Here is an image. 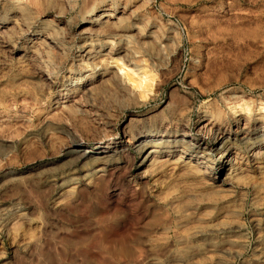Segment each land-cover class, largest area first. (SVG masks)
Returning <instances> with one entry per match:
<instances>
[{"label":"rangeland","instance_id":"1","mask_svg":"<svg viewBox=\"0 0 264 264\" xmlns=\"http://www.w3.org/2000/svg\"><path fill=\"white\" fill-rule=\"evenodd\" d=\"M260 94L264 0H0V264H264V175L143 164L212 104L262 128Z\"/></svg>","mask_w":264,"mask_h":264},{"label":"bare ground","instance_id":"2","mask_svg":"<svg viewBox=\"0 0 264 264\" xmlns=\"http://www.w3.org/2000/svg\"><path fill=\"white\" fill-rule=\"evenodd\" d=\"M251 88L253 89V87ZM245 96L246 94L242 93L238 98ZM237 102H240L245 110L255 111L259 105L264 108V95L253 96L249 101L232 100V103ZM212 106L211 111L198 116L194 130L191 129L190 132H184L183 136L188 137L187 139H178L179 130L176 129L174 131L172 126H168L163 133L166 138L150 150L144 158L143 164L152 165L157 161L158 157L163 156V152H168L167 155L171 156L175 154L179 147H182L181 153L176 159L178 160L176 161L177 168H182L188 173L195 174L194 176L199 181L197 185L200 189L198 194L202 193L200 191L209 188L223 195L232 196L246 188L242 179L251 177V172L258 173L259 176L264 175V125H262V128L255 126L257 122L253 118L255 123L253 128L242 127L241 124L246 118L245 112L240 114V117L227 121V113H224L220 108L215 109L213 104ZM233 125L236 126L235 129ZM227 135L229 138L223 143L222 147L220 149L214 148L215 144L221 142ZM173 137L175 138L173 139ZM210 137H212L211 143L208 139L206 140V138ZM239 140H246L247 145H237ZM236 141L237 143H235ZM141 145L146 147L149 142H143ZM72 146L81 147L78 142ZM102 147L104 149L108 148L106 145H101L95 149ZM209 147L212 148L211 151H214L215 154L212 157L209 156L210 158H204V153ZM163 148H166V150L163 151ZM233 148H236V151L229 157ZM89 152L93 154L99 153L94 150H89ZM89 154H85V156ZM245 159L247 164L244 163ZM229 164L230 166L227 167ZM100 171L104 172L106 168H102ZM97 175L98 185L102 187L104 182L102 183L100 178L103 174ZM159 195L158 191L154 189L149 192L147 198L156 208L162 209L163 204Z\"/></svg>","mask_w":264,"mask_h":264}]
</instances>
